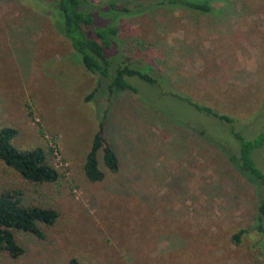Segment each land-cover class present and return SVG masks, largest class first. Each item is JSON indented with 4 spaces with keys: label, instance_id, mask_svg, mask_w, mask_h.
Segmentation results:
<instances>
[{
    "label": "rangeland",
    "instance_id": "374dc122",
    "mask_svg": "<svg viewBox=\"0 0 264 264\" xmlns=\"http://www.w3.org/2000/svg\"><path fill=\"white\" fill-rule=\"evenodd\" d=\"M208 1L211 12L165 5L113 19L114 60L158 83L130 77L138 92L111 96L93 93L99 75L61 32L56 0H0V128L18 129V148L51 152L60 172L33 184L0 160V191L22 188L60 212L44 239L22 234L25 255L0 264L264 263L263 188L230 161L227 126L170 94L234 117L248 138L264 131V0ZM106 111L121 169L101 161L94 182L84 164ZM257 163L264 171V147Z\"/></svg>",
    "mask_w": 264,
    "mask_h": 264
},
{
    "label": "trees",
    "instance_id": "16d2710c",
    "mask_svg": "<svg viewBox=\"0 0 264 264\" xmlns=\"http://www.w3.org/2000/svg\"><path fill=\"white\" fill-rule=\"evenodd\" d=\"M165 5L187 7L201 12H211L214 9L208 0H155L135 4H130L127 0H109L106 3L95 0H56L55 9L59 14L58 25L61 32L80 54L85 67L99 75V86L93 93L101 87L107 88L111 96L116 95L117 90L138 92L129 80L134 76L156 86L158 79L148 72L126 61L114 60L111 51L115 45L119 26L113 19ZM170 94L206 114L208 118L217 120L221 127L227 126L225 130L220 131L227 132L236 143V147H228L230 161L264 190V171L257 163V154L264 147V131L254 138H248L236 130L234 117L188 96L174 92ZM107 112L99 123L84 164L86 177L94 182L102 181L106 177L101 161L112 172H119L121 169V158L106 135ZM198 132L203 136L206 134L205 130ZM17 134L18 129L15 127L0 128V160L6 166L15 169L26 182L43 184L57 181L60 172L52 162L51 152L41 146L18 148L13 143ZM213 142L223 148L217 140ZM59 216L60 212L56 208L31 199L27 191L22 188L2 189L0 191V254L13 259L21 258L26 253L21 235L33 234L39 239H44L45 229L54 226ZM259 227L264 233V198L261 199ZM242 235L243 231L236 233L233 236L234 240L240 243ZM70 263L81 264L76 258L71 259Z\"/></svg>",
    "mask_w": 264,
    "mask_h": 264
}]
</instances>
